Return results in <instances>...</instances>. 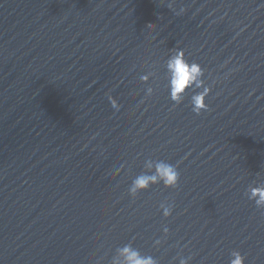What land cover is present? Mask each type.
<instances>
[{
	"label": "water",
	"instance_id": "obj_1",
	"mask_svg": "<svg viewBox=\"0 0 264 264\" xmlns=\"http://www.w3.org/2000/svg\"><path fill=\"white\" fill-rule=\"evenodd\" d=\"M179 49L203 74L176 102ZM161 162L177 184L133 192ZM254 189L264 0H0V264H264Z\"/></svg>",
	"mask_w": 264,
	"mask_h": 264
},
{
	"label": "clouds",
	"instance_id": "obj_2",
	"mask_svg": "<svg viewBox=\"0 0 264 264\" xmlns=\"http://www.w3.org/2000/svg\"><path fill=\"white\" fill-rule=\"evenodd\" d=\"M184 11L183 8L180 10ZM179 14V13H178ZM167 71L169 72L168 87L170 98L173 101L179 102L185 91L194 83H197L198 77L203 74V69L198 63H189L185 57L182 49L177 50L176 54L172 56L167 63ZM202 83V82H201ZM197 86H200L197 83ZM211 92L210 89H205L204 92L193 97V112L199 115L201 111H207L208 105L205 103V97ZM113 107H116L113 101ZM179 174L175 167L171 164L157 163L155 166V173L151 176H140L134 182L132 191L146 188L150 182L162 180L165 186H174L177 184ZM259 207L264 205V189H254L250 197ZM167 211L165 215H167ZM123 257L122 261H117L116 264H156L152 257H142L138 251L125 246L120 250ZM244 257L237 251L232 253L230 264H244ZM180 264H187V261L181 259Z\"/></svg>",
	"mask_w": 264,
	"mask_h": 264
}]
</instances>
